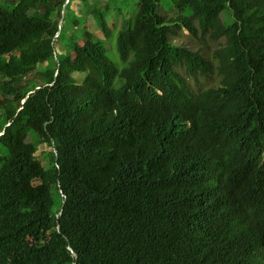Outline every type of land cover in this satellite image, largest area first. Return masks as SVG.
<instances>
[{"label":"trees","instance_id":"16d2710c","mask_svg":"<svg viewBox=\"0 0 264 264\" xmlns=\"http://www.w3.org/2000/svg\"><path fill=\"white\" fill-rule=\"evenodd\" d=\"M65 2L0 0V264H264V0H141L121 64L99 10L58 63Z\"/></svg>","mask_w":264,"mask_h":264},{"label":"rangeland","instance_id":"374dc122","mask_svg":"<svg viewBox=\"0 0 264 264\" xmlns=\"http://www.w3.org/2000/svg\"><path fill=\"white\" fill-rule=\"evenodd\" d=\"M141 0H122L121 3H126L123 6V11H111L105 13L107 21H115V17L118 18L117 25H112V32L113 34L110 36V45H107L108 47V56L109 58L114 61L115 63L121 64V59L119 56V53L116 48L117 43V37L119 36V33L125 29V27L131 22V20L136 16V14L139 11ZM109 4L107 0H101L100 3L95 5V8H101L105 9L106 6ZM68 8L65 9L67 13L63 12V20H65L66 28L64 35L61 39V43L59 45L61 58H64L67 55V52L70 51L73 46L75 39L80 40L84 37V26H85V17L83 15V12L85 13V3L81 2L80 0H74L73 3L67 5ZM116 6V5H115ZM160 13L167 19L172 18V16H175V9L171 2H165L160 7ZM229 16V12L227 10H224L221 14L222 19H226ZM90 19L93 21V17L91 16ZM79 21L78 25L74 27V22ZM91 28H95L94 25L91 26ZM173 42L177 45L185 46L190 50L196 51L201 47V43L197 39H193L192 37L188 36V33L186 31L181 32L178 36L172 37ZM74 56V55H73ZM45 67V65H43ZM4 83V79L0 78V85ZM123 83L122 80L119 78L116 80V85L121 86ZM0 89V97L2 96ZM0 122H2V118L0 119ZM41 160L45 163L46 167H49V159L46 158V155L40 156Z\"/></svg>","mask_w":264,"mask_h":264},{"label":"clouds","instance_id":"9594fccd","mask_svg":"<svg viewBox=\"0 0 264 264\" xmlns=\"http://www.w3.org/2000/svg\"><path fill=\"white\" fill-rule=\"evenodd\" d=\"M72 1H74V0H66V2H65V5H64V7H63V12H65V13H67V11L65 10V9H67L68 8V6L67 5H69V4H71V3H73ZM81 2H83V3H85V6L87 7V9L85 8V20L87 21V23L88 24H96L97 25V23H98V21H97V18H96V16H95V14H94V11L95 10H99V11H101V12H103L104 14L105 13H107V6H106V8L103 10V9H101V8H95V5H97L98 3H100L101 2V0H89L88 2H86V1H84V0H80ZM108 1V0H107ZM91 6V7H90ZM162 6V5H161ZM174 6V5H173ZM114 7H116V6H114ZM174 9H175V11H176V8H175V6H174ZM159 10H160V8H159ZM111 11H116L115 9L114 10H111ZM224 11V10H223ZM223 11H221L220 12V18H221V20H223V23L225 24V25H228L229 23H230V21H231V15H230V12H229V16L224 20V19H222V17H221V14H222V12ZM63 12H62V15H64L63 14ZM161 14V13H160ZM175 15H177V11H176V13H175ZM93 17V21L90 19V17ZM163 16V15H162ZM116 19H118L117 17H115ZM66 26V24H65V20H63V18H62V21H61V25H60V31H59V33H58V35H57V38H59L61 35H62V33H64L65 32V27ZM187 32V31H186ZM188 33V32H187ZM188 35H189V33H188ZM181 46V45H180ZM60 49L61 48H58L57 50H56V60L58 61V63L60 64V59H62L61 58V51H60ZM72 50V49H71ZM70 50V51H71ZM190 50V49H189ZM198 50V49H197ZM196 50V51H197ZM70 51H68L67 53H69ZM191 51H193V50H191ZM75 51H73V55H74V57H75ZM47 65H45V67H46ZM45 67H43V65L39 68V70H44L45 69ZM57 75H58V72H57ZM1 94H2V90H1ZM30 94V93H29ZM1 99H3V95L0 97V100ZM27 99V98H26ZM26 99L22 102V103H24L25 101H26ZM1 119V118H0ZM3 122H4V120H3V118H2V122H0V128H2V129H0V138L4 135V132H5V129H4V124H3ZM10 124H5V127H8ZM27 142L29 143V142H32V137L31 136H29L28 137V139H27ZM39 152H42L44 155H47L48 154V149L47 148H44V149H40L39 150ZM54 152H55V154L57 155V150H54ZM4 153H7V151L6 150H4L3 148H0V158H1V155H3ZM3 165V163H0V168H1V166ZM133 170H134V167H131ZM1 171V170H0ZM1 173V172H0ZM142 180L144 181L145 179L144 178H136V182L138 183V185L140 184V183H142ZM156 183H158L157 182V180L156 181H154V182H152L151 184H150V180H147V181H145V186H146V188L145 189H147V190H150V188L154 185V184H156ZM58 188H60V193H61V195H62V198H63V202H62V207H61V210H60V212H59V214H58V217L62 214V212H63V209H64V206H65V203H66V201H67V197H66V195L63 193V190L61 189V184L60 183H58V186H57ZM58 229L60 230V226H58ZM70 248V250L72 251V254L75 256L76 255V253H75V251L73 250V248L72 247H69ZM234 255V252H232L231 250H230V248L226 245V244H224L223 245V247H222V249H221V251H220V253H219V255H218V257H217V261H223V262H226V261H229V260H231L232 259V256ZM259 259H257V257H256V255H254V254H247L246 255V257H245V264H263V263H260L259 261H258ZM72 264H76V263H72Z\"/></svg>","mask_w":264,"mask_h":264}]
</instances>
